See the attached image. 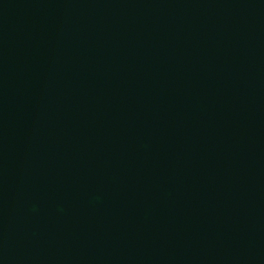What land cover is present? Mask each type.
I'll return each instance as SVG.
<instances>
[{"label":"water","instance_id":"1","mask_svg":"<svg viewBox=\"0 0 264 264\" xmlns=\"http://www.w3.org/2000/svg\"><path fill=\"white\" fill-rule=\"evenodd\" d=\"M0 264H264V0H0Z\"/></svg>","mask_w":264,"mask_h":264}]
</instances>
